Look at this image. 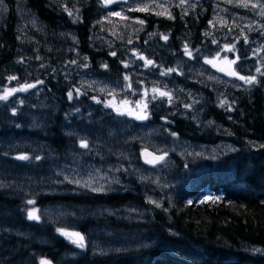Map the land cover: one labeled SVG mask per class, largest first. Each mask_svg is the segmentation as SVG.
I'll return each mask as SVG.
<instances>
[{
    "label": "trees",
    "instance_id": "obj_1",
    "mask_svg": "<svg viewBox=\"0 0 264 264\" xmlns=\"http://www.w3.org/2000/svg\"><path fill=\"white\" fill-rule=\"evenodd\" d=\"M195 1L186 13L177 7L168 15L142 12L146 26L132 38L136 43L147 34L144 46L155 38L152 31L167 36V40L160 39V47L149 50L152 61L161 63L165 70L173 69L176 81L201 94L193 97L176 93L160 98L151 108L154 121L179 139L200 143L225 140L232 144L217 158L172 154L169 173L178 185L182 184L184 189L179 191L184 193L170 199L163 196L161 186L141 180L129 168L122 173L127 186L112 192L28 190L27 182L19 180L30 173L48 172L51 162L70 147L73 137L63 130L67 123H94L95 116L80 120L86 116L90 96L74 97L73 80L62 77L54 67L69 61L78 51L89 57L92 66L101 60L108 65L104 70L92 67L93 71L119 77L123 72L121 58L125 57L120 54L128 51L121 46L126 43L122 40L117 43L125 51L118 49V54L112 55L93 38L98 0L0 3V82L40 81L37 84L48 104L36 121H30L21 106L14 115L0 106V169L17 173L14 179L0 183V264H37L41 258L54 264L264 263V255L254 250L256 246L264 248V57L247 61L241 52L244 50L239 49L241 62L247 64L240 72L255 76L256 83L242 81L237 89L225 86V100L217 93L221 87H208L186 72L176 74L174 66L183 56L185 45L198 52L207 42L201 30L207 26L212 0ZM25 9L46 31L19 36ZM13 76L16 79L10 80ZM69 92L73 94L71 99ZM221 101L226 103L221 106ZM15 136H27L34 142L14 146L4 140ZM21 155L29 158L17 159ZM206 188L220 195L198 199L196 193ZM148 194L160 197V207L146 199ZM32 205L40 209L61 205L72 214L57 221L43 215L29 219ZM124 206L140 207L143 214L128 217L104 211ZM62 227L79 230L86 239L84 248L57 231Z\"/></svg>",
    "mask_w": 264,
    "mask_h": 264
},
{
    "label": "rangeland",
    "instance_id": "obj_2",
    "mask_svg": "<svg viewBox=\"0 0 264 264\" xmlns=\"http://www.w3.org/2000/svg\"><path fill=\"white\" fill-rule=\"evenodd\" d=\"M98 1L100 4L98 15L94 19L96 30L93 38L98 41V44L103 45L101 46L102 50L109 49L115 55L118 54V49L125 51L120 48V43L117 42L126 41L124 44L121 43V46H126L128 51L124 55L122 52L120 54L125 56L121 58L123 72L118 77L93 71L96 68L106 69L104 65L107 63L105 64L100 59L98 65L92 66L93 63L88 60L89 57L78 51H75L72 59L54 67L62 77L73 80L72 84L76 90L74 97L86 94L90 96V100L87 97L88 103L85 105L86 116L80 120L85 122L95 116L92 119L94 123L85 122V126H72L71 121L67 123L63 130L73 137L70 147L51 162L48 172L40 175L30 173L19 180L27 182L28 190L112 192V190L127 186L122 173L129 168L131 173H135L141 180L151 181L158 187L161 186L165 198L170 199L174 195H183L184 190L180 193L179 188L184 189V187L182 184L178 185V180L171 176V172L169 173L174 161L172 154L183 157L217 158L227 153L232 144L225 140L200 143L185 138L179 139L167 134L166 130L157 121H154L151 108L153 110L155 102H158L160 98L167 97L159 96V91L168 92L170 97L176 93L193 97L201 94L196 90L184 88L180 82L176 81L172 71L167 72V68L165 70L160 67L161 63L153 61L152 65L145 66V60L153 59L149 50L160 47L162 44L160 41L163 37L162 34L158 35L152 31L151 35L155 38L144 46L143 41L147 40V34L144 35L143 41L140 40L136 43L132 38L134 34H140L146 26L142 12L151 13L154 11L160 15H168L173 7H177L183 9L182 13H186L196 1L185 0L183 4H181V0H115L114 3H106L105 0ZM253 4L257 6L254 8ZM262 6H264V0H231V2L229 0H212L207 26L201 30L203 35L207 33V42L198 52H193L188 48L191 56L185 55L183 50V56H180L174 66L176 74L180 75V72H186L196 76L200 81L202 80L203 84L208 87H221L217 90L221 92L217 93L221 100H225L227 94L224 92L225 86L233 85L237 89L242 82L237 76L229 75L230 71H235L240 76H250L240 72L246 69L247 64H244V61L241 62L238 55L239 49L244 50L241 52H244L247 61L256 58V56L264 57V14H262L264 7ZM23 12L26 19L19 26V36L22 33L34 35L43 30L46 31V27L35 16L30 15L26 9ZM112 13H119V15ZM141 20L143 24L139 23ZM69 36L75 43L74 34L70 32ZM39 37L43 36L39 35ZM150 39L151 37H149ZM225 46L234 47L232 51H227ZM140 56L145 59H140ZM206 59L211 60L212 63H206ZM233 60L236 61L234 64L228 63ZM72 61L75 63H71ZM125 64L128 66L125 67ZM162 72H167V74L161 75ZM125 76H128L129 79L125 80ZM25 84H34L35 87L26 91L13 92L7 100H0V106L2 105V108L10 115H14L17 113L16 110L23 107L29 115L28 119L36 121L48 106L43 89L38 86L37 81H20L12 84L9 81L0 82V95H4L6 89H18ZM153 89L159 91H153ZM181 100L184 102L183 98ZM142 115H146L147 118L137 119ZM4 140L14 146L34 142L27 136H15ZM82 140L87 141V148L80 146ZM145 146L156 152H167V158L159 162L157 166L144 165L139 152ZM16 174L0 169V183L14 179ZM94 188L101 190L93 191ZM218 195H220L219 191H211L209 188L196 193L198 199L209 196L217 198ZM146 199L160 207L161 200L157 194H148ZM30 211H34L38 219L43 215L52 221L64 218L65 214H72L70 209L61 205L43 209L32 205ZM104 211L120 213L128 217L143 214L142 209L137 206H124V208L105 209ZM61 229L69 233H80L79 230H72L69 227ZM140 238L141 236L137 239ZM73 239L75 238L73 237ZM84 244H86V239H84ZM98 244L96 242L95 246ZM256 249H259L260 254L264 255L263 247L256 246L254 250L256 251ZM42 259H39L37 264H40Z\"/></svg>",
    "mask_w": 264,
    "mask_h": 264
},
{
    "label": "snow or ice",
    "instance_id": "obj_3",
    "mask_svg": "<svg viewBox=\"0 0 264 264\" xmlns=\"http://www.w3.org/2000/svg\"><path fill=\"white\" fill-rule=\"evenodd\" d=\"M3 0H0V3H2ZM105 2H111V0H105ZM185 2V0H181V4H183ZM229 2H231V0H229ZM257 5L253 4L252 7H256ZM264 7V6H262ZM139 10H146V9H139ZM113 15H119V13H112ZM160 14V13H158ZM264 14V13H262ZM169 18H172L171 15H169ZM139 23L143 24V21H139ZM207 35V33H206ZM167 36H163L162 39L164 40H167ZM131 42V41H129ZM213 43H215V41H213ZM234 47V46H233ZM233 47H228V46H225V50L227 51H232L233 50ZM184 52H185V55H188V56H191V52L189 51L188 49V46L185 45L184 47ZM112 55H115V53H112ZM135 55V53H134ZM140 59H145L143 56H140L139 57ZM206 63H212L211 60H205ZM236 61H228L229 64H234ZM71 63H75V61H72ZM153 64V61L151 60H145V66L147 65H152ZM128 65L125 64V67H127ZM215 66V65H213ZM104 67H107V65H104ZM171 71H174L173 69H167V72H171ZM256 71L259 73L260 72V69L257 68ZM167 72H162L161 75H165L167 74ZM229 75H232V76H237L240 80L244 81L246 84H253V83H256V77L255 76H240L238 73H236L235 71H230L228 73ZM261 75H264V73H261ZM10 80H15L16 77H9ZM125 80H128L129 77L128 76H125L124 77ZM37 83H40V81H37ZM35 87L34 84H25V85H22L20 88L18 89H12V90H5V94L4 95H0V100H7L8 99V96L11 95L13 92L15 91H26L27 89L29 88H33ZM153 91H159L158 89H153ZM72 92H69L68 93V96H69V99L72 98ZM159 96L161 97H164V96H169L170 98V94L168 92H163V91H159ZM226 103V101H221V106H223L224 104ZM147 116L146 115H142V116H138L137 119H146ZM80 146L82 148H87L88 147V143L87 141L85 140H82L81 143H80ZM29 157L26 156V155H21V156H18L17 159H20V160H27ZM163 157H159L158 159H162ZM36 159H40V157H36ZM79 183V182H77ZM101 189H93V191H99ZM29 204L33 203V201H28ZM189 203H191V201H189ZM28 218L29 219H38L37 216H35L34 214V211H30L28 213ZM57 231H59L62 235L68 237L72 243L76 244L78 247L80 248H84V237L78 233V232H72V233H69V232H66L65 230L63 229H57ZM73 237L75 239H73ZM256 251H260L259 249H256ZM41 264H50L49 261H46V260H42L41 261Z\"/></svg>",
    "mask_w": 264,
    "mask_h": 264
},
{
    "label": "water",
    "instance_id": "obj_4",
    "mask_svg": "<svg viewBox=\"0 0 264 264\" xmlns=\"http://www.w3.org/2000/svg\"><path fill=\"white\" fill-rule=\"evenodd\" d=\"M114 2H115V0H112L110 3H114ZM139 153H140V158H141L142 163L144 165H149L152 167L158 165L159 162L165 160L167 158V155H168L167 152H165V151H157L156 152L147 146L142 148ZM159 157H163V158L158 159ZM44 260L49 261L47 258ZM49 262H50V264H54L51 261H49Z\"/></svg>",
    "mask_w": 264,
    "mask_h": 264
}]
</instances>
